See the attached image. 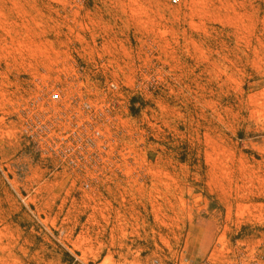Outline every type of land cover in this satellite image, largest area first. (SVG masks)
Here are the masks:
<instances>
[{
  "label": "rangeland",
  "instance_id": "rangeland-1",
  "mask_svg": "<svg viewBox=\"0 0 264 264\" xmlns=\"http://www.w3.org/2000/svg\"><path fill=\"white\" fill-rule=\"evenodd\" d=\"M155 259L264 264V0H0V264Z\"/></svg>",
  "mask_w": 264,
  "mask_h": 264
},
{
  "label": "built area",
  "instance_id": "built-area-1",
  "mask_svg": "<svg viewBox=\"0 0 264 264\" xmlns=\"http://www.w3.org/2000/svg\"><path fill=\"white\" fill-rule=\"evenodd\" d=\"M172 2H173V3H178L179 0H172ZM60 99H61V93H60V92L55 91V92H52V93L50 94V100H52V101H58V100H60ZM153 264H160V261H159L158 259H155V260L153 261ZM189 264H190V263H189Z\"/></svg>",
  "mask_w": 264,
  "mask_h": 264
},
{
  "label": "bare ground",
  "instance_id": "bare-ground-1",
  "mask_svg": "<svg viewBox=\"0 0 264 264\" xmlns=\"http://www.w3.org/2000/svg\"><path fill=\"white\" fill-rule=\"evenodd\" d=\"M206 6V5H205Z\"/></svg>",
  "mask_w": 264,
  "mask_h": 264
}]
</instances>
